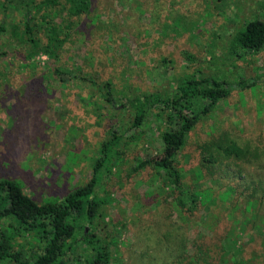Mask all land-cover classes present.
<instances>
[{
  "label": "rangeland",
  "instance_id": "374dc122",
  "mask_svg": "<svg viewBox=\"0 0 264 264\" xmlns=\"http://www.w3.org/2000/svg\"><path fill=\"white\" fill-rule=\"evenodd\" d=\"M41 1L0 0V22L6 25L0 35V178L20 181L40 205L59 201L90 179L101 143L115 133L120 137L118 153L95 187V196L105 200L99 207L103 215L93 219L94 228L83 214L75 220L95 235V247L108 246L107 264H264V218L256 216H264V166L253 158L242 163L240 173L214 168L195 177L200 145L221 132L238 144L264 150V47L241 57L228 52L236 30L249 20H264V0H91L87 14L70 19L56 11L52 17L48 9L42 23V14L32 8ZM26 7H31L29 15L38 31L34 38L40 44L49 32L45 28L53 23L68 33L61 73L54 72L41 52L28 57L32 43L25 34ZM85 49L116 54L112 69L117 74L110 76L111 65L103 63V57L92 74L98 83L109 77L117 83L114 106L102 101L97 83L66 75L67 68L81 66ZM183 50L195 53L198 60L188 62ZM187 73L257 82L234 89L209 114H202L189 133L176 166L183 173L181 181L203 196L199 207L192 210L188 202L178 211L173 205L182 195L162 188L151 166L133 171L139 161L161 150L165 115L146 107L142 124L131 128L133 114L124 106V85L137 93L166 96ZM205 104L206 99H200L194 107L199 111ZM206 189L211 193L208 202ZM224 190L230 191L225 198ZM250 199L255 205L248 204ZM36 237L31 232L17 237L26 256L42 252L43 243ZM67 243L60 264H85L93 255L78 228Z\"/></svg>",
  "mask_w": 264,
  "mask_h": 264
},
{
  "label": "trees",
  "instance_id": "16d2710c",
  "mask_svg": "<svg viewBox=\"0 0 264 264\" xmlns=\"http://www.w3.org/2000/svg\"><path fill=\"white\" fill-rule=\"evenodd\" d=\"M91 0H42L39 5L34 6L38 13L42 14L40 22L45 20L47 10L53 17L56 11L65 12L70 19L77 18L82 14L89 12ZM59 6V9L57 8ZM31 7H26L25 13V34L27 40L32 43L31 51L28 57L41 52L47 56L54 68L56 74L61 73L59 65L62 59V45L68 33H63L61 26H49V32L45 37V41L40 44L34 38L33 16L29 13ZM57 14V13H56ZM68 26L72 25V21H67ZM43 26V25H42ZM67 28V27H63ZM5 21L0 22V35L5 33ZM62 33L64 35H62ZM130 33V32H129ZM128 34V32H126ZM168 34L166 37H168ZM264 47V20L255 18L247 21L243 27L236 30L229 42V55L241 57L245 53H256ZM142 46L137 47L138 54L141 53ZM101 54L96 49H85L83 53L81 66L75 71L71 68L66 69V75L70 78H77L82 82H89L98 85L100 96L109 106L117 103V97L113 94V88L117 83H113L109 77L96 82L92 78L93 67L103 57V63H109L108 73L113 76L116 71L113 68V59L116 54L111 53L107 49ZM145 50V48H144ZM183 57L188 62H196L198 57L195 53L183 50ZM168 60V59H166ZM257 79L237 78L234 81H228L226 78H217L214 76H202L198 73H187L184 77L176 82L173 94L163 95L160 92L137 93L135 88L129 84L124 85V89L128 91L127 101L124 106L132 110V127H139L145 117L146 107L157 109L158 114L165 115L167 129L160 132L162 140V148L159 153L149 159L139 161L133 168L137 172L141 168L149 165L153 168L154 173L160 176L162 181L161 187L165 186L170 191H177L174 205L180 211L183 203H188L193 210L201 205L203 192L200 189L191 188L184 184L183 173L176 166V156L184 147L189 133L193 130L196 123L200 120L202 114H209L215 105L225 100L234 90H243L256 84ZM200 99H206V104L201 110L196 111L194 103ZM120 137L115 133L111 139L101 143L100 156L94 162L90 179L80 186H76L68 191L63 199L46 204L45 206L38 204L33 198L23 191L20 181L14 178H0V264L9 261L11 264H60L61 258L66 254L70 244L67 243L69 238L74 237V233L78 228L83 234L85 245L91 247L95 251L89 250L91 258L85 264H107L109 261V253L107 245L95 247L97 239L91 231H87L85 226H81L75 222L81 214L88 220V224L93 222L97 216L102 217L99 207L104 203V199H98L95 196V187L100 181L103 168L113 160V154H117L115 146L118 144ZM201 160L200 167L196 169L200 178L203 176V170H221L228 172L231 168L240 173L242 163L255 162L263 167L264 150L257 147H250L247 142L238 144L226 132L211 136L206 142L200 145ZM202 169V170H201ZM239 169V170H238ZM213 172V171H211ZM253 180L252 182H255ZM257 182V181H256ZM191 188V189H190ZM256 192V190H254ZM210 191L206 189V202L211 201ZM230 191L224 190L221 197L229 196ZM254 200L257 198L251 193ZM205 196V195H204ZM252 199L248 200V204H254ZM263 202L258 199V206ZM258 212L260 209H256ZM256 216L264 218V216ZM94 228V224H91ZM21 232H31L37 235L36 239L43 243L41 253H31L26 256L23 252L22 245L17 237ZM196 250H198L196 248ZM208 254L206 252V258ZM233 264H241L234 261Z\"/></svg>",
  "mask_w": 264,
  "mask_h": 264
}]
</instances>
